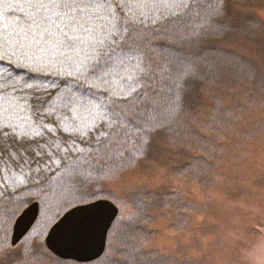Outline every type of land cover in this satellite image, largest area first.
<instances>
[{
  "label": "trees",
  "instance_id": "16d2710c",
  "mask_svg": "<svg viewBox=\"0 0 264 264\" xmlns=\"http://www.w3.org/2000/svg\"><path fill=\"white\" fill-rule=\"evenodd\" d=\"M121 1L122 0H112V7L109 8V10L111 9L110 11L113 13L115 19H119L121 24L126 26V29H131V31L128 32L127 39L124 38L123 31L119 33L120 39L115 41L112 46L128 47L129 45H135L134 41L138 38L136 36L140 35L137 34L136 30L145 28L147 30V32H143L145 36L139 39L146 40L147 45L151 47L149 49L135 51V53L142 58L145 68L151 66L152 71L145 72L141 75L137 90L131 94L118 95L119 90L109 88V86L119 82V80H115V77H112L116 73L106 77L103 82L93 76H88L86 79L85 76L81 74L77 78L80 81H74L71 79L68 72H64L66 70H61L65 67L76 69L73 61L75 60L76 63H79L80 60H85L86 56L84 52H80L78 56H74L71 48H58L48 44H40L28 51L13 52L11 49L0 50V77L3 76L5 78L0 81V108L6 109V105H4L6 104L5 101H9L10 98L15 97V95H18L19 92L22 91L24 93L21 96V101L23 100V96H26L25 100H42L48 98L49 102L54 99L52 92H56V96H59L61 104L62 101H68L67 104H74V107H83L85 105L89 107L94 106V109L96 108L95 113L98 111V114L105 115L107 120L103 121L112 125L108 137L102 140H97L96 137H93V143L89 151L86 152L87 155L84 154L86 155L84 157L83 155L80 156L83 161V164L81 163L82 167L80 168H84L83 170H78L77 166L79 167L80 165L75 164V162L74 165H70L69 174L66 168L65 171L61 172L60 175L56 177L57 181H60L56 182L54 186L52 185L54 183L52 181L53 178L48 179V176H46V178L44 176L42 184L37 186L33 192L24 189L23 191H18L13 194L9 193L0 196V222L3 221V224H5L4 221L8 217L13 221L27 204L34 201H39L41 212L44 211V209L46 210L48 204H53L49 196V191L51 193L54 192L56 197H58L62 193L60 184L68 179L71 173L73 177H76L77 172L87 177L89 173L88 169H91V165L95 162L102 163L103 161L110 160L109 162H112V166H105L104 171L107 170L105 168L112 167L111 171L115 176L119 175L128 165L137 164L140 160L148 159L151 156L157 158L167 156L168 158L166 157L163 162L164 170L168 174H170V170H173V175L170 174L172 178L181 180V182L187 185L199 182L202 186H205V190L214 191L212 187L217 186L218 189L219 187L222 189V185L225 181L230 182L233 179L232 173H229L227 177L223 174L224 172L221 171L222 165L234 164L231 167H235L237 165L236 162L239 160L242 162V160L247 157L246 154L249 152V145H247L245 141L243 142V139L237 138L236 134L237 132L249 134V130H246L249 123L243 127L242 125L236 124V119L239 115L244 114L243 112H245L246 109L249 110V107H251L254 102V99H252L254 98V87H252L253 90L252 94H250V98L245 96V94H248L247 90L250 87L249 78L238 79L234 77L233 74L226 72V77L223 76L216 79L209 67V65H212V58L210 56H205V66L204 63L201 62V59L197 57H193L191 59L192 62L190 61L188 63L187 60L190 59V56H187L189 58L183 62L179 60L177 63H174L172 56L178 53L179 48H181V43L178 42L177 38L176 41L173 40L172 43L167 44L165 52H161L163 55H160V51H162L163 47L157 40L153 39V37L157 36L152 33V30L157 28L156 25L151 22H145L143 25L135 23V16L140 10L138 7H131L130 2L128 8L127 5L123 7L124 11H113L112 9H114L115 3H120ZM240 1L242 0H224L222 6L223 15L212 16L210 17V24H205L204 17L208 16V14L213 12L219 5L216 3V0H202V3L197 6L199 9L198 13L192 11L183 16H176L177 18L173 22L168 20L160 22L166 26V29H163L162 33L158 31L160 33L159 36L165 31H167V34L164 36L176 35L183 32V42L185 44L203 41L201 44L205 45L208 43L209 52L214 50L213 48L215 45L217 46V43L221 42L222 38L233 36L234 39L236 38L235 40L237 42L241 40L239 43L247 49V52L248 50L252 52L253 48L262 47L260 42L262 40L261 34L252 31L253 25L250 22V18H245V22L243 20L238 24L236 20H234L236 23L233 21L236 17L233 16L232 19L227 13L230 12V8L232 11L235 4L249 2L250 4L252 3V6H255L260 0L257 2L256 0H252V2L245 0L242 3H240ZM154 3H157V1ZM148 5L149 7H147V9L153 6L152 3H148ZM160 6L161 5H157L156 8L153 7L154 10L148 16L152 14L155 17L159 16L160 19H163L161 17H163L168 10L167 8L164 9V7L160 8ZM27 11L28 4L26 0H0V22L3 19V23H0V34L18 31L20 18L25 16ZM19 12H23V14L18 16ZM116 13L119 16L114 15ZM127 15L132 17L129 19ZM221 16L228 17L224 30L222 29L223 23L219 20ZM106 19V17L101 18L97 20L96 23L100 25V27H104L106 24H110ZM231 21H233L234 24H232ZM213 25L216 28L217 39L215 41L214 37L209 39V33H207V39L206 37L203 39V26L207 27L209 30ZM259 26L260 25L256 23L253 30H256ZM228 29L230 32H226ZM237 30H245V32L239 33ZM257 36L259 37L257 38ZM218 38L221 39L220 42ZM194 46L196 45H192V48ZM84 47H87V45H84ZM9 52H12V54L9 55ZM221 53L224 54L223 52ZM225 53L228 54V52ZM40 54H42L43 57L40 59L42 62H36L37 60L35 61V59L40 58ZM220 54H216V56L220 57ZM159 55L165 57V60L157 59ZM235 55L244 59V61L245 59L250 60L246 55V57L243 55L239 56L240 54ZM155 56H157V58H154ZM69 57H72V59H69ZM194 60H197L195 64L199 63L198 65L200 66L202 64L204 69H194V74L184 80L182 98L177 105L174 103L177 99V93L173 87L175 71L171 78L168 76H161L155 71L156 66L163 61H168L172 64L174 70H179L177 67L180 66L195 67ZM87 63L91 64L92 61L87 60ZM136 63V60L133 59L132 64L134 65ZM27 67L33 70L29 72L26 70ZM119 71V73L123 72V70ZM132 71H134L132 68L125 71L124 79L126 80L122 83H128L130 81L129 79L127 80L126 77H128ZM222 75H224V73H222ZM227 80L232 83H226ZM105 83L108 89H105L107 87H103ZM18 88L22 91L18 90ZM127 88L130 90V87L127 86ZM102 90L106 91V93H103ZM124 96H127V99H123L122 97ZM236 97H238V101ZM36 103L39 102L37 101ZM164 112H170V115H168L166 120L162 121L160 114ZM224 112L229 114L228 119L225 118ZM39 113L40 112L33 116H38ZM121 115H126L136 127L128 125L119 135L114 136L113 133L116 132L117 128L116 122ZM80 117H82V115ZM245 119L246 116L244 117V121L247 122V119ZM262 121L264 122V119ZM150 124L154 126H150ZM232 126L233 129L236 127L235 133L230 129ZM144 130H146V132ZM2 133L3 132L0 133V137H3ZM252 133L256 134L251 131L248 136H251ZM121 140L123 143H119ZM31 146H33V143L20 144L15 140H11V138L8 142H4L2 139L0 142V167L4 168V170L7 169L5 167V161L10 153L7 150V148H9L11 149V165L7 167H12L16 164V166L20 168L19 166H21V163L26 159L22 151L29 153ZM15 154L18 155L13 157ZM119 160L124 161L126 165L122 166ZM18 163H20V165ZM20 170L21 169H19V171ZM83 171L86 173L88 172L87 175H84L85 173L83 174ZM192 172H194V174H192ZM104 173L106 174L99 175L105 178L108 171ZM167 176L170 177L169 175ZM211 181H213V185H211ZM217 181H219V183ZM172 184L165 186L166 189L162 192L151 193L152 191H150L149 193H142L139 196L135 195V197H130V200H126L129 209L128 215L132 223L127 222L124 214H119L109 231L104 255L98 260L87 264H114L113 257L114 259L115 257L124 259L127 257L126 251L131 252V254L128 253L131 256L138 255L139 258L137 259V257H135L136 263L134 264H138L139 261L147 262L150 258H153L151 260L155 261L158 259L156 264H160L161 261H164V258H161V260L157 258L158 252L154 250H142L146 237L152 236L153 231H149L150 225L157 219H162L165 224L168 214L175 211L181 212L189 204H195L190 202L184 205L183 201L178 203L180 195H189V193L182 188H175ZM93 190L94 189L90 191L91 194L82 195L80 197L75 196V198H70L67 195L63 196V199L66 197L68 199H66V201L64 200L63 205H60L59 209L56 210L57 212H55V214H57V216L55 218L50 217V220H47L48 223L44 220L45 223H43L48 225L46 229L49 228L55 219L61 216L63 211L76 205L92 202L101 196V194L92 195L94 194L92 193ZM95 190V193H100L98 192L99 188ZM55 195H53V198ZM27 196L28 198H26ZM190 196L191 195L188 197L190 198ZM20 199H22V201L17 203ZM133 218L134 221L132 220ZM168 224L171 226L170 223ZM9 235L10 231H7L4 245L8 248L9 244L7 240L9 241ZM36 246L40 248L41 254L46 256L49 260L62 264L76 263L73 261L64 262L63 260L53 257L48 252L45 245L42 244V238L38 239ZM120 249L122 251L118 252ZM19 251L23 252L22 249ZM168 260L170 263L173 261V259ZM1 264L7 263L1 262Z\"/></svg>",
  "mask_w": 264,
  "mask_h": 264
},
{
  "label": "rangeland",
  "instance_id": "374dc122",
  "mask_svg": "<svg viewBox=\"0 0 264 264\" xmlns=\"http://www.w3.org/2000/svg\"><path fill=\"white\" fill-rule=\"evenodd\" d=\"M156 1L146 0L144 2L154 3ZM243 1L245 0L240 1V3ZM249 1L252 2V0ZM249 4V2L235 4V7L232 8V11L230 8V12L227 15L232 17V19L235 16L236 18L233 21L236 20L238 24L245 18H250L253 29L258 23L260 26L256 30L252 29V31L261 34L262 40L260 42L262 47L253 48L254 52L249 50L247 52V49L239 43L241 40L237 42L236 38L229 36L222 38V40L218 38L219 42L220 40L221 42L217 43V46L215 45L213 48L214 50L210 52L207 43L205 45L197 44L184 53L190 56V59L187 60L188 63L193 57L201 59V62L204 63L205 56H210L212 65H209V67L216 79L223 76L226 77V72L233 74L238 79L249 78L250 84H248L250 87L247 90L248 94H245V96L250 98L252 90L255 89L253 91L254 98H252L254 99L253 105L236 119V124L243 127L249 123L248 128H246V130H249V134L251 131L256 133H252L251 136L240 132L236 134L237 138L243 139V142L245 141L249 145L247 157L242 162L240 160L236 162L237 165L235 167H231L234 164H223L221 169L226 177L229 173H232L233 179L230 182L225 181L222 189L214 186L212 187L214 191H208L199 182L187 185L181 180L172 178L164 170L163 162L167 156L162 158L151 156L148 159L140 160L137 164L128 165L119 175L115 176L112 174V167L105 168L107 170L104 171L105 166H112V162H109L110 160L102 163L95 162L91 165V169H88L87 177L82 176L78 172L76 177H73L71 173L68 179L60 184L62 193L58 196L59 198L56 197L54 192L51 193L49 191L53 204H48V208L42 212L39 205L40 211L35 224L17 245L13 246L11 243L15 222L28 206L35 202L39 204V201L27 204L13 221L7 216L6 220H9H5V224H3V221L0 222V264L1 262L7 264H62L49 260L41 254V250L37 247L38 244L36 246V243H38L39 238H42V244H44L51 227L69 210L98 200H108L118 208L120 215L124 214L127 222L132 223L128 215L129 209L126 200L150 191H152L151 193L162 192L166 189L165 186L171 185L175 180L172 184L175 188H182L191 195L190 198L188 194L180 195L178 203L183 201L185 205L193 202L200 208V212L191 213L192 217H195L196 222L188 229L181 227L182 229L176 230L174 228L175 225H179L177 222L181 223V220L189 216L190 212L185 209L186 207L181 212H178L177 216L172 214V221L169 222L171 226L167 223L170 228L166 223L164 224L162 219H157L149 227V231L153 232L151 237H146V241L143 243V251L154 250L158 252L159 259L164 258V261H161L160 264H264V122L262 121L264 119V0H260L255 6H252V3ZM162 7L163 5L160 6V8ZM22 14L23 12H19L18 16ZM106 20L109 23L113 22ZM233 21H231L232 24L236 23V21ZM221 22L224 23V20H221ZM237 31L239 33L245 32V30ZM226 32H230V30L228 29ZM180 47L182 48V46ZM234 51L237 54L248 56L250 60L245 59L244 61V59L231 53ZM225 52H228V54ZM72 54L74 56L77 55L74 51ZM216 54H220V57L216 56ZM188 58L186 57V59ZM87 60L91 61L90 58ZM197 60H194L195 67L192 68L204 69L205 63L204 66L202 64L200 66L198 65L199 63L195 64ZM173 61L174 63L178 62L175 58H173ZM123 68H120L121 71L123 70L122 73H116L112 76L119 82L109 86V88L119 90L118 95L132 93L127 86L131 87L134 81L122 83L126 80L124 79L125 71L129 70V68L126 70ZM26 70L30 72L33 69L27 67ZM61 70H66L64 72H68L72 80L80 81L77 79L80 74L76 69L65 67ZM126 78L128 80V77ZM1 79L5 78L1 76L0 81ZM226 83L231 84L232 82L227 80ZM103 87L108 89L106 83ZM252 87L254 88L252 89ZM18 90L22 91L19 88ZM241 90L244 91L243 89ZM102 91L106 93V91ZM23 93V91L19 92L18 95L10 98L9 101H5L6 109L0 108V133L3 132L0 142L2 139L4 142H8L11 138V140H15L20 144L33 143V146L29 149V153L22 151L26 159L21 163L20 168L16 164H13L14 166L12 167H7L11 165V149L7 148L8 152H10L5 161L7 169L4 170V168L0 167V196L9 193L13 194L24 189L33 192L37 186L42 184L44 176L45 178L48 176V179L53 178L52 181L54 183L52 185L54 186L56 182L60 181H57L56 177L65 171L66 168L69 174L70 165H74L75 162V164L80 165L79 167L77 166V169L83 170L84 168H80L83 164L80 156L83 155L84 157L87 155L86 152L89 151L93 143V137H96L97 140L105 139L111 131L110 127H112V125L103 121L107 120L105 115L98 114V111L95 113L96 108L94 109V106L74 107V104L68 105V101H62L61 104L56 92H52L54 99L51 102H49L48 98L42 100L30 99L29 101L25 100L26 96H23L21 101ZM236 100H239L238 97H236ZM37 101L39 103H36ZM38 112H40L38 116H33ZM81 115L82 117H80ZM228 115L225 113V118L228 119ZM245 116L247 122L244 121ZM230 129L235 133L236 127L233 129L232 126ZM16 155L18 154L13 157ZM120 163L122 166L126 165L124 161H120ZM18 164L20 165V163ZM19 169L21 170L19 171ZM106 171H108V174L105 178L99 175L106 174L104 173ZM87 173L83 171L84 175H87ZM217 182L219 183V181ZM96 188H99L98 192L101 193V196L92 202L76 205L63 211L61 216L55 219L49 228L46 229L48 225L44 224L45 221L50 220V217L55 218L57 216L55 214L56 210L59 209L60 205H63L64 200L68 199L67 197L63 199V196L67 195L70 198L80 197L91 194L90 191L92 189H94L92 193H95ZM53 195H55L54 198ZM191 198L194 200H190ZM20 201L22 199L17 201V203ZM132 220L134 221V218ZM7 231H10L9 241L7 240L9 248L4 245ZM19 248L23 252H20ZM121 251L120 249L118 252ZM126 253L127 257L124 259L116 257L114 259L113 257V263H136L135 257L138 259V255L131 256L128 254H131V252L126 251ZM151 259L153 258H150L147 262L139 261L138 264H156L158 261V259L156 261ZM168 259H173V261L170 263ZM63 261L65 262V260Z\"/></svg>",
  "mask_w": 264,
  "mask_h": 264
},
{
  "label": "snow or ice",
  "instance_id": "6c2138e0",
  "mask_svg": "<svg viewBox=\"0 0 264 264\" xmlns=\"http://www.w3.org/2000/svg\"><path fill=\"white\" fill-rule=\"evenodd\" d=\"M26 2L28 11L20 18L19 30L0 34V50L28 51L40 44H48L58 48H71L77 56L80 52H84L86 59L80 60L79 63L74 60L73 63L76 71L84 75L86 79L88 76H93L104 81L111 74L119 73L122 66L125 69H134L128 75L130 81L136 82L131 85L130 92L137 90L141 75L152 71L151 66L145 68L142 58L133 52L130 45L128 47L112 46L120 39L119 33L123 31L124 38L127 39L128 32L131 31L126 29V26L122 25L119 19H115L113 13L109 11L112 0H26ZM201 3L202 0H162L163 7L168 9L164 18L169 15L183 16L192 11L198 13L197 6ZM216 3L219 7L204 17L205 24H210V17L223 15L224 0H216ZM104 17L113 22L100 27L96 21ZM156 19L159 20L160 17L157 16ZM8 54L11 55L12 52ZM87 58L91 59V64L87 63ZM133 59L137 61L134 65ZM155 71L169 78L175 71L173 87L177 93V99L174 103L178 105L182 98L184 80L194 74V69L191 66H184L182 69L174 70L170 62L163 61L157 64ZM122 98L127 99V96ZM160 115L163 121L168 118L170 112ZM116 123L114 136L119 135L128 125L136 127L126 115H121ZM150 126L154 125L150 124Z\"/></svg>",
  "mask_w": 264,
  "mask_h": 264
},
{
  "label": "water",
  "instance_id": "95a60500",
  "mask_svg": "<svg viewBox=\"0 0 264 264\" xmlns=\"http://www.w3.org/2000/svg\"><path fill=\"white\" fill-rule=\"evenodd\" d=\"M118 208L108 200L77 206L65 213L49 230L45 246L61 260L91 263L105 252L108 233L118 217ZM39 204L28 206L18 217L11 243L17 245L35 224Z\"/></svg>",
  "mask_w": 264,
  "mask_h": 264
},
{
  "label": "bare ground",
  "instance_id": "6f19581e",
  "mask_svg": "<svg viewBox=\"0 0 264 264\" xmlns=\"http://www.w3.org/2000/svg\"><path fill=\"white\" fill-rule=\"evenodd\" d=\"M144 1H146V0H122L120 3L118 2V3H115V5H114V9H112L113 11H116V12H120V11H122L123 10V7L125 6V5H127V8L129 7V2L131 3V7H138L139 8V10L140 11H138V13L136 14V16H135V23H138V24H144L145 22H147V23H153V24H155L156 25V29H154V30H152V33L153 34H155L157 37H153V39L154 40H157L158 41V43H160V45L163 47V49H162V51H160V55H163V54H161V52H165V50H166V46H167V44H170V43H172L173 42V40L174 41H176V38L178 39V42H180L181 43V46H182V48H179V52L178 53H176V54H174L172 57L173 58H175V59H177V61H179V60H182V62L184 61V60H186V57H187V55L186 54H184L185 52H186V50L188 51V50H190L191 48H192V46L191 45H197L196 43H198V45H200L201 43H203V41H199V42H196V43H192V44H190V43H184L183 42V37H184V33L183 32H181V33H179V34H176V35H169V36H164L165 34H167V31H165L162 35H160L159 36V32L158 31H161V33H162V30L163 29H166V26H164L162 23H160V22H165L166 20H168V21H171V22H173V21H175L176 20V18L177 17H173V16H168L167 18H164L165 17V15L163 16V17H161V18H163V19H160V20H157V19H155L156 17L155 16H153L152 14L150 15V16H148L153 10H154V8L153 7H155L156 8V6L157 5H163L162 4V0H157V3H152L153 4V6H152V8H150V9H147V7H149V5H148V2H144ZM160 3V4H159ZM149 4H151V3H149ZM145 5V6H144ZM119 7V8H118ZM165 9V8H164ZM168 10V9H167ZM124 11V10H123ZM166 11V10H165ZM167 13V12H166ZM131 15V14H130ZM130 15H127V18H131L132 16H130ZM163 20H165V21H163ZM219 20H225V22L223 23V25H222V29L224 30V28H225V24H226V22H227V20H228V17H222L221 16V18L219 19ZM133 21V20H132ZM143 27H146V26H143ZM215 27H214V25L212 26V27H210V29L208 30L207 29V27H204L203 26V29H202V34H204V35H202V37H203V39L206 37V39H207V33H209V35H208V37H209V39H211L212 37H214V41L217 39V37H216V31H215ZM157 30V31H156ZM227 30V29H226ZM136 32H137V34H140L139 36L137 35L136 37H138L134 42H135V45H132L131 46V48H132V50H133V52L135 53V51H137V50H140V49H149V48H151L150 47V45H147V43H146V40H141V39H139V38H141V37H144L145 36V34L143 33V32H147V30L145 29V28H139V29H137L136 30ZM206 35V36H205ZM133 38H134V36H133ZM135 39V38H134ZM151 39V38H150ZM231 53H234V55L235 54H237V52L236 51H234V52H231ZM158 56L159 58H157V56H155L154 58H157V59H163V60H165V57H162V56ZM238 55V54H237ZM239 56H241V55H239ZM43 57H42V54H40V58H38V59H35V61L36 62H42L40 59H42ZM156 59V60H157ZM171 61V60H170ZM181 62V61H180ZM174 66H177V65H175V64H173ZM177 68H179V69H182L183 67H177ZM194 69V68H193ZM211 69V68H210ZM154 149H155V147H154ZM232 169V168H231ZM192 171V170H191ZM169 173L171 174V175H173V170H170L169 171ZM192 174H194V172H192ZM141 195V194H140ZM139 196V195H138ZM190 200H192V199H190ZM194 200V199H193ZM186 209L190 212V214H189V216H187L186 218H184L183 220H181L180 222L181 223H179V222H177L179 225H175V229L176 230H179V229H182L181 227H185V228H189V227H191V225H193V224H195V217H192V214L191 213H197V211L198 212H200V208H198V206L197 205H195V204H189L187 207H186ZM177 213L178 212H173V213H170V214H168V217L166 218V220H167V222L166 223H169L170 221H172V214H174V215H176L177 216ZM188 218V219H187ZM185 219H186V221H185ZM184 222V223H183ZM181 224H182V226H181ZM173 226H174V222H173ZM175 231V230H174ZM109 234V233H108ZM107 241H108V236H107ZM44 245H45V243H44ZM46 247V246H45ZM106 247H107V244H106ZM47 249V248H46ZM105 251H106V249H105ZM53 257H55V258H57L56 256H54L50 251H48ZM105 253V252H104ZM104 255V254H103ZM102 255V256H103ZM157 258H160L159 256L157 257ZM59 259V258H58ZM59 260H61V259H59ZM159 260H161V259H159Z\"/></svg>",
  "mask_w": 264,
  "mask_h": 264
}]
</instances>
